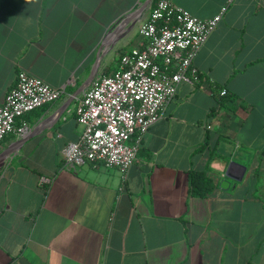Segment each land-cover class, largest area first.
<instances>
[{
  "label": "crops",
  "instance_id": "obj_1",
  "mask_svg": "<svg viewBox=\"0 0 264 264\" xmlns=\"http://www.w3.org/2000/svg\"><path fill=\"white\" fill-rule=\"evenodd\" d=\"M146 1L0 0V102L21 70L65 90L0 147V264H264V0H170L206 20L227 6L194 59L201 82L179 85L127 170L65 165L91 82L145 43ZM191 169L210 196L191 195Z\"/></svg>",
  "mask_w": 264,
  "mask_h": 264
},
{
  "label": "built area",
  "instance_id": "obj_2",
  "mask_svg": "<svg viewBox=\"0 0 264 264\" xmlns=\"http://www.w3.org/2000/svg\"><path fill=\"white\" fill-rule=\"evenodd\" d=\"M226 9L206 20L170 0H153L149 16L139 25L145 43L125 52L118 69L95 78L82 97L77 120L83 132L63 148L65 165L90 162L123 170L134 165L144 133L164 116L179 85L200 81L194 59ZM64 91L19 71L0 102V147L20 128L19 119L59 100ZM226 92L224 88L221 94ZM19 130L25 133L26 127Z\"/></svg>",
  "mask_w": 264,
  "mask_h": 264
},
{
  "label": "trees",
  "instance_id": "obj_3",
  "mask_svg": "<svg viewBox=\"0 0 264 264\" xmlns=\"http://www.w3.org/2000/svg\"><path fill=\"white\" fill-rule=\"evenodd\" d=\"M200 81L203 78V75L200 73ZM215 95L220 100V104L223 105V102H227L229 100H234V96H231L228 91L222 95V89L218 86H215ZM135 136L133 137V140ZM132 140V141H133ZM204 146V145H203ZM189 181H190V193L194 196L200 197H208L210 196L215 188L217 187L218 183L215 179L207 174L205 170L200 169H191L189 171Z\"/></svg>",
  "mask_w": 264,
  "mask_h": 264
},
{
  "label": "water",
  "instance_id": "obj_4",
  "mask_svg": "<svg viewBox=\"0 0 264 264\" xmlns=\"http://www.w3.org/2000/svg\"><path fill=\"white\" fill-rule=\"evenodd\" d=\"M152 1L153 0H147L145 3H144V5L143 6H141L134 14H133V16L134 17H136V16H138L149 4H151L152 3ZM137 18H135V20H136ZM119 29V28H118ZM118 29L116 30L117 32H118ZM96 66H97V64H96ZM93 75H94V73L92 74V77H93ZM92 81V79H89L88 81H87V83H86V85L84 86V87H86V86H88L89 84H90V82ZM227 177H229V178H233V179H241L242 177H240V176H237V175H235V174H233L232 172H231V170H228L227 171ZM230 186V183H229V181L227 180V179H224V180H222L221 181V183H220V187L221 188H224V189H227L228 187Z\"/></svg>",
  "mask_w": 264,
  "mask_h": 264
},
{
  "label": "rangeland",
  "instance_id": "obj_5",
  "mask_svg": "<svg viewBox=\"0 0 264 264\" xmlns=\"http://www.w3.org/2000/svg\"><path fill=\"white\" fill-rule=\"evenodd\" d=\"M20 128H25V127H20ZM19 129L16 130L14 133H24V132H21ZM15 136H17V135L12 133L11 137H15Z\"/></svg>",
  "mask_w": 264,
  "mask_h": 264
}]
</instances>
